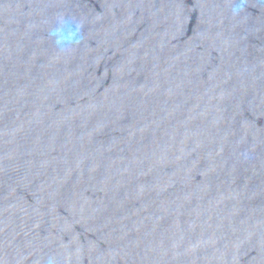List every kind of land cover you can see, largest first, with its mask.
<instances>
[{
    "label": "water",
    "instance_id": "95a60500",
    "mask_svg": "<svg viewBox=\"0 0 264 264\" xmlns=\"http://www.w3.org/2000/svg\"><path fill=\"white\" fill-rule=\"evenodd\" d=\"M0 264H264V0H0Z\"/></svg>",
    "mask_w": 264,
    "mask_h": 264
}]
</instances>
